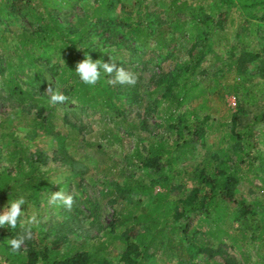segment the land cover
<instances>
[{
    "label": "trees",
    "instance_id": "16d2710c",
    "mask_svg": "<svg viewBox=\"0 0 264 264\" xmlns=\"http://www.w3.org/2000/svg\"><path fill=\"white\" fill-rule=\"evenodd\" d=\"M81 2H85L81 5L84 14L78 27H67L56 18ZM233 9L238 10L237 17ZM44 11L50 15L47 22ZM13 15L34 28L14 33L13 49L5 47L8 37L1 36L7 58L0 55V95L21 108H35L25 119L33 132L53 131L59 103L50 102L49 87L84 112L104 121L116 119L115 126L126 124L129 113L137 117L143 113L153 117L162 131L147 141L145 155L138 146L133 152L131 165L147 170L150 176L146 180L125 175L121 166L116 177L108 171L99 182L110 205L131 199L121 212L113 214L101 238L92 241L105 243L103 248L87 249L90 243L81 244L76 251L61 254L49 248L44 238H37L38 246L31 238L22 243L25 250L20 247L13 252L4 240L16 238V234L0 229V264H106L104 258L117 241L124 244L118 264H149L162 245L168 254L186 253L189 264H218L211 260L222 257L228 248L239 253L240 264H264L262 256L253 259L247 250L253 242L264 243V214L257 203L247 205L237 196L238 186L248 181L250 170L258 168L261 175L264 171V164H257L264 156V104L253 89L227 78L229 73H246L259 59L263 49L248 48L259 39L264 24V0H0V19ZM235 19L238 31L229 43L224 24L232 27ZM177 41L185 46L183 61L171 50ZM87 56L126 70L139 65L146 70L152 65L155 71L145 87L139 83L129 87L109 83L115 74L100 68L97 83L88 85L75 71L76 64ZM168 61L172 69L164 70L162 63ZM261 65L254 74H264V62ZM45 70L56 83L45 81ZM220 91L240 97L242 102L230 114L228 124H217L215 130L221 135L208 159L186 172L178 167L179 161L212 130L209 96ZM99 136L109 144L117 141L108 126ZM76 138L75 134L68 138L73 149ZM0 139L9 149L10 163L0 172V206L21 196L38 202L52 188L63 191L74 186L81 193L78 181L68 179L55 185L47 181L43 168L49 158L23 148L4 122ZM186 179L195 186L189 188ZM178 180L181 182L175 184ZM262 181L256 188L264 193ZM155 187L160 191L154 192ZM227 224L236 226L233 234L226 232ZM201 255L209 260L203 262ZM182 260L175 263L185 264Z\"/></svg>",
    "mask_w": 264,
    "mask_h": 264
},
{
    "label": "rangeland",
    "instance_id": "374dc122",
    "mask_svg": "<svg viewBox=\"0 0 264 264\" xmlns=\"http://www.w3.org/2000/svg\"><path fill=\"white\" fill-rule=\"evenodd\" d=\"M166 1L168 0H165V2ZM36 2H38L40 8L39 1ZM84 3L85 2H81L75 5L74 8L61 11L56 18L67 27H78V22L84 14V10L81 7ZM209 5H211V3ZM41 11H43V9H41ZM232 12L234 16H238L237 9H233ZM44 13L42 15L46 18L45 20L47 22L50 20V15L45 11ZM186 17L188 18V16ZM234 23L232 27L227 23L224 24L229 43L234 41V35L238 31V20L235 19ZM34 25L36 29V24ZM33 28H31L22 17L13 15L6 20L0 19V40L1 36H7L9 44L6 43L5 47L7 46L13 49L12 47L15 43L13 34H18L21 31L31 32ZM2 43L0 42V55L5 54L6 56L7 50L3 47L4 45L1 46ZM172 45L171 50L176 52V54L181 57V61H183L186 58V55H184L185 46H180L182 45L181 41L173 42ZM249 47H251L248 48L249 50L263 49L259 59L255 63L257 66H249L246 73L241 75L237 72L232 74L229 73L227 77L228 82H232L233 80L242 82L246 87L253 89L255 94H258L257 99L264 104V74H254L255 68L262 67L261 63L264 62L263 23L259 28V39L254 43L251 42ZM172 66L171 61L162 63V68L164 70H171ZM209 66L211 71L215 70L214 66ZM129 71L136 73L138 76L137 83L145 87L148 84L152 72L155 71V68L149 65L148 69L145 70L139 65ZM44 79L49 84L56 83V79L53 78L47 70L44 72ZM128 86L131 87V85ZM56 89L57 87H55V90ZM209 100L210 111L208 114L213 119L212 130L204 138V141L195 143V145L187 151L185 158L180 159L178 167L186 170V172H191L200 161L208 159L212 151L211 148L213 143H215L217 138L221 135L220 131L215 130L217 124H228L230 121V114L237 109L239 100L242 102L240 97L224 93V91L209 96ZM197 103H199V101H197ZM192 106L195 107L196 104ZM35 111V108H21L15 101L5 99L3 94L0 95V125L4 122V124L9 127V130L14 131L20 145L30 153L43 154L49 158L48 165L43 168L46 172L47 181L54 185L64 183L68 179L78 181L80 182L81 193H79L74 186L62 191L66 196L71 195L73 198L70 209H68L62 201H57L55 204L49 203L52 194L58 191L56 188H52L49 193L44 194L38 202L26 201V203L22 205V211L26 216L35 213L42 221L38 227L32 229L34 244L38 246L37 238H44L49 248L52 246L61 254L69 250L74 252L81 244L88 246L90 243L87 249L95 248V245L103 248V246L106 245L105 243L98 244L92 241L101 238L103 232L108 230L113 214L121 212L130 204L131 199L118 200L115 204L110 205L108 203L109 200L103 196L99 182L105 177L108 171L116 177L120 172L121 166L123 167L125 175L141 177L146 180V178L150 176V173L147 172V170L131 165L133 152L135 147L138 146L141 150V154L145 155L147 141H150L152 136L159 134L162 130L156 126L153 117L143 113H141V117H137L135 113H129L126 124L115 126L114 122H116V119H112L111 122L109 120L104 121L98 118V116L78 109L72 103L64 102L58 104L56 119L52 124V133H36L27 126L25 120L26 117H31ZM104 126L113 128L117 136V141L109 144L105 139L99 136ZM258 128L260 127L258 126ZM70 134L77 135L74 142L75 149L68 144ZM8 151L9 149L6 144L0 139V172L10 167V163L8 162ZM257 164H264V156L259 158ZM246 168L248 169L249 167ZM258 170L260 169L255 168L248 172V181L242 182L238 186L237 196L240 201H243L247 205L257 203L259 206L258 211L264 214V193L261 192L259 188H256V185H262L263 183L264 171L261 175V172L259 173ZM179 182L181 181L178 180L175 184ZM186 183L189 188L195 186L192 180L186 179ZM261 188H263L262 190L264 191V187ZM159 191V187H155L154 192ZM162 191H165V189H162ZM155 194L156 193H153L151 195L153 200L156 197ZM132 197V200L134 197L136 199V196ZM5 206L7 205L0 206V213L3 212ZM234 215V212H232V219ZM235 227L234 225L227 224L225 230H227L226 232L228 234H233L236 229ZM0 229L6 232H12L16 234L17 237L23 234L19 226L16 229H11L5 225V227H0ZM8 240L9 238H6L4 242L8 244ZM21 248L23 250L26 249L24 244L21 245ZM123 249L124 244L117 241L110 249L109 255L104 258L105 263L118 264ZM247 250L253 259L262 256V262L264 263V243L253 242L247 247ZM166 252L167 254H165ZM168 253L169 251L166 249V245H162L153 254V257L148 260V263L177 264L175 262L179 261V259H183L181 261L182 263H190L186 253H178V251H173L170 254ZM167 255L169 256L167 257ZM180 256H182V258H180ZM199 258H201L203 262L208 259L202 255L199 256ZM211 261L218 264H224L225 261L235 264L241 263L239 253L231 248H228L222 257H216Z\"/></svg>",
    "mask_w": 264,
    "mask_h": 264
},
{
    "label": "clouds",
    "instance_id": "9594fccd",
    "mask_svg": "<svg viewBox=\"0 0 264 264\" xmlns=\"http://www.w3.org/2000/svg\"><path fill=\"white\" fill-rule=\"evenodd\" d=\"M100 68H103L109 75L115 74L114 79L110 80L109 83L127 84L131 86H135L137 83L138 76L136 73L126 70L124 67L117 68L114 63H101L99 60L94 61L91 56H87L79 61L76 64L75 71L85 84L95 85L100 78ZM47 92L51 93L50 102L53 105L57 103L62 104L67 100L65 95L58 90L54 91L51 87L47 89ZM57 201H62L63 204L70 209L73 198L71 195L66 196L62 191H57L52 194L49 203L55 204ZM25 203V199L21 196L5 206L3 212L0 213V227H5V225H7L11 229H16L19 226L23 233L16 238L8 240V244L13 252L19 251L22 243L26 239L32 238V229L38 227L42 222L35 213L30 216L25 215L22 211V205Z\"/></svg>",
    "mask_w": 264,
    "mask_h": 264
}]
</instances>
